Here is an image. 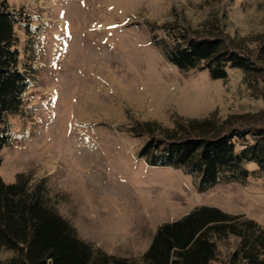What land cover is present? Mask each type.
Listing matches in <instances>:
<instances>
[{"label":"rangeland","instance_id":"rangeland-1","mask_svg":"<svg viewBox=\"0 0 264 264\" xmlns=\"http://www.w3.org/2000/svg\"><path fill=\"white\" fill-rule=\"evenodd\" d=\"M9 1L26 8L40 29L30 57L36 78L23 112L10 118L14 139L1 151L5 182L20 174L44 181L79 237L119 257L141 256L161 224L201 205L264 226V177L201 191L193 176L140 157L147 123L172 129L181 119L264 111L241 70L229 69L226 79L208 69L182 70L154 42L172 40L169 24L182 31L216 18L223 34L255 38L248 41L254 51L264 36V0ZM16 30L25 55L29 36ZM235 244L220 243L211 264H228ZM10 256L4 251L0 260Z\"/></svg>","mask_w":264,"mask_h":264},{"label":"trees","instance_id":"trees-1","mask_svg":"<svg viewBox=\"0 0 264 264\" xmlns=\"http://www.w3.org/2000/svg\"><path fill=\"white\" fill-rule=\"evenodd\" d=\"M17 27L29 36L25 55ZM166 27L173 31L172 40L155 36L154 42L168 62L182 70L208 69L214 79H226L229 69H239L252 95L264 99V36L253 51L248 41L253 44L255 38L223 34L216 18L197 29L185 26L181 31L175 23ZM39 29L26 8L14 9L9 0H0V167L1 151L15 136L10 118L23 112L36 78L30 57ZM263 116L264 111L224 120L215 115L181 119L172 129L147 123L144 131L150 136L140 157L151 166L193 176L201 191L221 183L246 184L251 177H264ZM231 238L236 244L228 264H264V226L207 205L161 224L140 258L110 255L79 237L44 181L33 183L28 174L18 175L14 183L0 177V254L11 253L0 264H211L219 260V244Z\"/></svg>","mask_w":264,"mask_h":264},{"label":"crops","instance_id":"crops-1","mask_svg":"<svg viewBox=\"0 0 264 264\" xmlns=\"http://www.w3.org/2000/svg\"><path fill=\"white\" fill-rule=\"evenodd\" d=\"M143 255V254H142ZM141 255V256H142ZM141 256H132V257H129V256H125V257H123V258H140Z\"/></svg>","mask_w":264,"mask_h":264}]
</instances>
